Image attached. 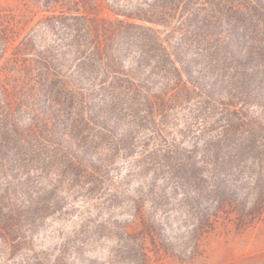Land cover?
Instances as JSON below:
<instances>
[{
	"label": "trees",
	"instance_id": "obj_1",
	"mask_svg": "<svg viewBox=\"0 0 264 264\" xmlns=\"http://www.w3.org/2000/svg\"><path fill=\"white\" fill-rule=\"evenodd\" d=\"M97 6L92 0L79 13L46 16L51 39L21 42L0 64V233L7 240L21 242L18 223L34 225L44 209L39 184L50 168L59 183L87 176L93 148L107 155L131 147L140 127L162 138L163 118L196 96L214 107L226 100L227 124L203 147L205 177L197 158L178 148L163 162L170 177H200L201 191L221 194L235 186L245 159L264 177V127L232 108L259 95L264 82V0H155L140 19L166 27V35L118 13L101 17Z\"/></svg>",
	"mask_w": 264,
	"mask_h": 264
},
{
	"label": "rangeland",
	"instance_id": "obj_2",
	"mask_svg": "<svg viewBox=\"0 0 264 264\" xmlns=\"http://www.w3.org/2000/svg\"><path fill=\"white\" fill-rule=\"evenodd\" d=\"M94 1L101 17L118 13V18L154 26L163 35L169 32L140 19L155 0ZM90 3L0 0V64L21 42L51 39L41 22L46 16L79 13ZM259 86V95L246 102L236 99L232 108L262 128L264 82ZM225 101L214 107L196 96L163 118L162 138L140 127L131 147L107 155L93 148L92 173L87 176L68 175L59 183L50 168L39 184L45 188L44 209L34 225L18 223L15 238L21 242L0 233V264H264V177L257 175L261 166L245 159L234 170L231 189L221 194L201 191L207 185L201 179L203 147L227 124ZM177 148L197 158L201 178L192 182L170 177L163 162Z\"/></svg>",
	"mask_w": 264,
	"mask_h": 264
}]
</instances>
